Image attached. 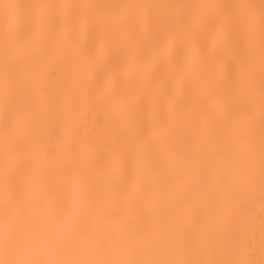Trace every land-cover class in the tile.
<instances>
[{
  "label": "bare ground",
  "instance_id": "6f19581e",
  "mask_svg": "<svg viewBox=\"0 0 264 264\" xmlns=\"http://www.w3.org/2000/svg\"><path fill=\"white\" fill-rule=\"evenodd\" d=\"M0 264H264V0H0Z\"/></svg>",
  "mask_w": 264,
  "mask_h": 264
}]
</instances>
